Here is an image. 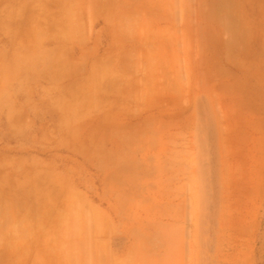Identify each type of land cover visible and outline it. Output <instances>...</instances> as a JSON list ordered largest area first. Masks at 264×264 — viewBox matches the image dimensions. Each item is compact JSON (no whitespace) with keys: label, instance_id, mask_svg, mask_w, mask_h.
<instances>
[{"label":"rangeland","instance_id":"rangeland-1","mask_svg":"<svg viewBox=\"0 0 264 264\" xmlns=\"http://www.w3.org/2000/svg\"><path fill=\"white\" fill-rule=\"evenodd\" d=\"M263 3L0 0V264H264Z\"/></svg>","mask_w":264,"mask_h":264},{"label":"crops","instance_id":"crops-1","mask_svg":"<svg viewBox=\"0 0 264 264\" xmlns=\"http://www.w3.org/2000/svg\"><path fill=\"white\" fill-rule=\"evenodd\" d=\"M264 4V3H263ZM255 8V7H254ZM264 9V8H263ZM229 15L230 16H232V17H237L236 19H234V20H237L236 22H238V26H239V28L240 29H242V26H241V11L240 10H235V6H233L232 5V7L230 6L229 7ZM262 13L264 14V10L262 11ZM261 27H262V25H261ZM261 27L258 29V32L261 30ZM263 29V28H262ZM232 31V28L230 29V32ZM249 31L247 32V34H248V37H249ZM253 35L254 36H256L255 35V31L253 30ZM230 38H237V35H233V32H232V35H231V37ZM239 42V41H238ZM259 51H260V55H248L247 57H246V60L247 61H258V62H264V44L262 45V48H261V50L259 49Z\"/></svg>","mask_w":264,"mask_h":264}]
</instances>
